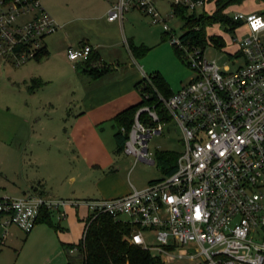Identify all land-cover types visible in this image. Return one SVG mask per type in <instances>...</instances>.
Instances as JSON below:
<instances>
[{"label":"built area","instance_id":"obj_1","mask_svg":"<svg viewBox=\"0 0 264 264\" xmlns=\"http://www.w3.org/2000/svg\"><path fill=\"white\" fill-rule=\"evenodd\" d=\"M174 4L194 11L205 0ZM129 9L170 31L167 16L175 13L163 15L155 0H111L107 19L122 22ZM232 19L246 29L231 37V63L241 61L234 69L208 60L202 48L186 46L175 33L171 36L194 73L170 97L159 96L182 132L184 151L174 172L110 199L70 202L35 191L0 196V243L8 240L12 226L29 234L43 209L63 217L72 203L86 205L91 220L108 214L129 224L132 232L125 239L152 253L159 264H264V1L258 12H236ZM59 27L41 0H0V67L35 59L45 37ZM206 47L217 49L211 43ZM92 50L89 44L69 47L67 57L74 64L83 62ZM162 130L154 107H140L129 131L121 127L127 134L123 153L153 163L148 140ZM69 253H77V247Z\"/></svg>","mask_w":264,"mask_h":264},{"label":"rangeland","instance_id":"obj_2","mask_svg":"<svg viewBox=\"0 0 264 264\" xmlns=\"http://www.w3.org/2000/svg\"><path fill=\"white\" fill-rule=\"evenodd\" d=\"M78 1L81 6L84 4L83 0H41V3L53 18L55 15H60L66 20H74L82 17L73 7ZM173 2L174 0H157L156 5L163 15H171ZM214 8V0H206L205 5L197 11L205 10L211 13ZM261 8L262 0H240L230 5L225 13L232 17L238 11L258 12ZM167 18H169L170 31L167 32L169 36L164 37L166 31L162 26L153 25L149 16L141 11L130 9L125 15L123 32L135 46L149 49L146 56L134 59L136 64L134 71L140 73L142 70L147 76L159 72L167 80L172 92H177L192 79L194 73L185 62H182V58L175 54L171 42L174 33L177 37L182 34L184 22L179 16H167ZM56 23L60 26L57 21ZM58 31H61V28H58ZM65 31L67 35L64 36H70L71 41L66 37L63 39L70 43L73 40L77 41L78 35L88 34V26L86 21L74 20ZM206 32L215 37L221 36L225 43L220 49L206 47L203 51L204 56L221 66L229 64L234 69L241 61L231 63L228 54L235 51L231 37L236 34L244 35L246 29L239 26L233 31L226 32L222 26L216 24L207 27ZM119 49H121L119 50L121 65L130 64L132 58L127 49L122 44ZM55 50L54 55L40 62L37 61L43 57L39 60L27 61L19 67H0V196L19 197L27 187L35 186L41 181L59 188L58 198H69L74 196L72 195L74 190L78 193H86L91 184L90 179L84 182L77 179L74 185L70 181L72 172H75L70 153L62 149L60 157L58 156L62 166L52 171L54 159L50 157L51 154L46 155V151L40 148L48 149L51 146V149H54L55 146L49 143L54 134L61 140L56 144L62 147L64 131L68 126L67 114L74 108L82 93L81 78H78L80 74L76 75L72 72V66L75 64L67 59L66 49L62 52L60 46L56 45ZM35 79H42L41 89L30 88L33 86L32 80ZM162 123V132L148 140V150L151 159L154 160L153 163L144 160L135 161L134 157L128 155L121 156L126 167L124 182L129 189L128 192L133 187L143 189L150 182L165 176L162 166L158 164V156L161 153L180 155L184 151L182 132L177 122L171 118ZM168 159L170 160L171 156ZM37 189L34 187V191ZM53 215L52 222L58 224L56 215ZM25 237L26 234L19 228L11 227L10 237L5 245H0V264H19L18 260L23 261L27 250H24L20 258L18 254ZM147 240L153 242L154 238L149 236Z\"/></svg>","mask_w":264,"mask_h":264},{"label":"crops","instance_id":"obj_3","mask_svg":"<svg viewBox=\"0 0 264 264\" xmlns=\"http://www.w3.org/2000/svg\"><path fill=\"white\" fill-rule=\"evenodd\" d=\"M83 1L82 6L79 1L74 3V10L82 15V17L74 20L86 21L88 34L78 35L77 41L73 40L69 43L63 38L66 37L71 41L70 36L64 35H67L65 30L74 20H66L60 15H55L54 18L60 24L61 31L57 29L53 34L45 37L44 48L47 55L37 62L49 59L52 54L54 55L56 45L60 46L62 52L65 49L67 52L69 47L89 44L92 46L93 53L100 58L99 64L103 63L111 68L97 77H92L79 69L81 62L72 66V72L76 75L80 74L78 78H81L82 93L74 108L70 109L67 114L66 123L68 126L64 131L63 148L56 144V142L61 141L56 137V134L49 140V143L55 146L54 149H51V146H47L48 149L46 147L40 148L46 151V155L51 154L50 157L54 159L52 160V171L62 166L58 160L60 151L63 149L70 153L74 161L73 169L75 171L72 172L73 176L70 181L74 185L77 179L82 182L90 179L91 184L84 194L74 190L73 197L58 198L60 196L57 193L60 192L59 188H56L54 184L47 183L46 185L40 181L35 186L27 187L21 195L34 191V187H37L35 192L39 194L72 202L110 199L125 195L129 191L124 182V169L126 167L124 160L121 159V156L126 154L123 151H118L115 140L117 129L112 119L121 111L141 101V95L136 90L135 85L146 74L140 70L141 68L139 69L140 73L134 71L136 68L135 57L132 56L129 49V44L132 42L123 32L125 15L127 12L129 13L130 9L124 13L122 22L109 21L107 13L111 0ZM155 1L157 2V0ZM214 9L211 10V13ZM121 44L132 58L130 64L121 65V53H119ZM40 80L42 81V79ZM64 211L65 216L63 217L59 216L57 210L54 211L55 213L50 211L51 219L55 214L59 221L58 224L52 222L54 227L46 223H38L31 233L26 234L18 258L21 257L24 250H27L25 251L27 255L23 261L18 260L19 264L20 262L21 264H67L69 256L76 255V253L70 254L66 247L68 245L76 246L81 241L89 211L84 204L74 205L72 203H69ZM40 225L42 227H37ZM5 243H0V245H5Z\"/></svg>","mask_w":264,"mask_h":264},{"label":"trees","instance_id":"obj_4","mask_svg":"<svg viewBox=\"0 0 264 264\" xmlns=\"http://www.w3.org/2000/svg\"><path fill=\"white\" fill-rule=\"evenodd\" d=\"M238 2L240 0H214L215 10L212 13H207L205 10L197 11L198 9L189 11L185 5L174 4L173 2L172 11L175 16L181 17L184 22V30L179 36L180 42L190 48L200 47L202 50L209 43L213 44L217 49L222 48L225 43L224 39L221 36L215 37V35L208 34L206 28L216 24L222 26L226 32L238 28L240 22L234 21L232 17L225 13V10L230 5ZM167 36L169 35L165 32L164 37ZM173 47L175 54L180 59L182 58V62H185L183 51L175 44H173ZM129 49L135 58L146 56L149 50L146 47L135 46L133 43L129 44ZM46 55L47 51L43 48L36 55L35 60H39ZM99 62L100 58L92 50L88 59L81 62L79 69L92 77H97L111 68L103 63L99 64ZM32 84L33 86L30 87L32 89L43 86V82L40 79L32 80ZM135 88L141 95V101L121 111L112 119L117 129L115 140L118 151H122L127 139V134L121 132V127H124L127 132L129 131L135 114L140 107L144 105L153 106L161 122L171 119L159 96L168 98L174 92H172L167 80L161 73L155 72L149 75L148 78L143 77L136 83ZM140 119L146 121V114L142 113ZM169 156H171L170 160L168 159ZM178 156L177 154L168 153H161L158 156V164L162 166L165 175L175 171ZM38 223H46L54 227L51 212L48 209L42 210L37 220ZM131 232L132 228L129 224L116 221L108 214H101L93 220L88 217L85 235L76 245L77 253L73 257L69 256L67 264H159V259L152 253L130 244L125 239ZM72 247H75V245H68L66 250L69 252Z\"/></svg>","mask_w":264,"mask_h":264}]
</instances>
